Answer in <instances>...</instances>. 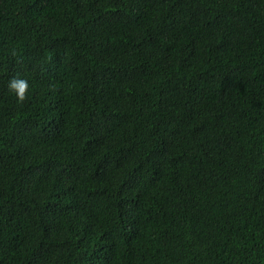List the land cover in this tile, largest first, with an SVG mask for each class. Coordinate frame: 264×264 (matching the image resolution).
<instances>
[{
	"label": "trees",
	"instance_id": "obj_1",
	"mask_svg": "<svg viewBox=\"0 0 264 264\" xmlns=\"http://www.w3.org/2000/svg\"><path fill=\"white\" fill-rule=\"evenodd\" d=\"M0 264H264V0H0Z\"/></svg>",
	"mask_w": 264,
	"mask_h": 264
},
{
	"label": "clouds",
	"instance_id": "obj_2",
	"mask_svg": "<svg viewBox=\"0 0 264 264\" xmlns=\"http://www.w3.org/2000/svg\"><path fill=\"white\" fill-rule=\"evenodd\" d=\"M7 88L12 94H14L15 98L22 103L25 99L26 90L29 88V84L24 78L13 77L9 79Z\"/></svg>",
	"mask_w": 264,
	"mask_h": 264
}]
</instances>
